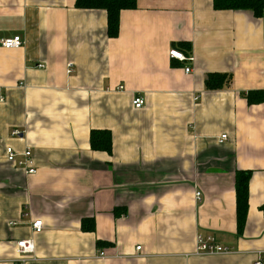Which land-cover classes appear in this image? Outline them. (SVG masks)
I'll use <instances>...</instances> for the list:
<instances>
[{
	"label": "crops",
	"instance_id": "0c3cea01",
	"mask_svg": "<svg viewBox=\"0 0 264 264\" xmlns=\"http://www.w3.org/2000/svg\"><path fill=\"white\" fill-rule=\"evenodd\" d=\"M75 4L0 0V264L23 257V240L26 264H264V13L138 0L111 39L104 11ZM15 37L23 47L2 48ZM179 43L193 63L170 59ZM213 74L228 84L208 90ZM93 131L110 132L111 154L91 148ZM8 147L30 148L36 174ZM199 235L230 253L199 255Z\"/></svg>",
	"mask_w": 264,
	"mask_h": 264
},
{
	"label": "trees",
	"instance_id": "16d2710c",
	"mask_svg": "<svg viewBox=\"0 0 264 264\" xmlns=\"http://www.w3.org/2000/svg\"><path fill=\"white\" fill-rule=\"evenodd\" d=\"M214 8L220 11H248L256 17H261L264 13V0H213ZM138 0H76V9L90 11H104L107 14V35L115 39L120 33V15L124 11L137 9ZM184 47H187L184 49ZM186 55L190 48L185 43L174 46ZM229 82L226 75H209L206 80L208 90H220ZM260 95L250 93L247 99L250 103L259 99ZM91 148L94 151L112 153V136L108 131H93L91 135ZM252 173L242 171L237 174L236 194H237V213L239 228L242 229L249 208V183ZM93 227L88 228L92 231ZM103 244L99 243V246Z\"/></svg>",
	"mask_w": 264,
	"mask_h": 264
},
{
	"label": "built area",
	"instance_id": "2783aa9c",
	"mask_svg": "<svg viewBox=\"0 0 264 264\" xmlns=\"http://www.w3.org/2000/svg\"><path fill=\"white\" fill-rule=\"evenodd\" d=\"M2 48L6 50H14V49H20L23 47L24 42L20 37L5 39L2 41ZM169 57L171 60L180 62V63H186L191 62L193 63L195 61L194 56L186 55L185 53L181 52L178 49L172 48L169 51ZM42 67V66H40ZM74 72V65L69 64L68 65V74H73ZM186 74L191 73V69L186 68L185 69ZM134 108L136 110H140L145 105V100L142 97H136L134 100ZM22 133L20 131H14L12 133V137H20ZM228 137L223 136L221 139V142L227 141ZM220 142V143H221ZM6 156L9 163L14 164L20 169H23L27 175H34L36 174L37 170L34 165L33 160V154L30 148L26 149L25 152L22 154H18L13 148L8 147L6 149ZM196 200L198 202L202 201V193L196 192ZM32 229L34 233L39 234L43 230V222L41 220L35 221L32 224ZM17 252L19 255L23 256L22 258H19L16 261H13L9 264H26L27 259L25 256H30L35 253V243L34 240H23L19 241L17 243ZM140 251V247L137 249ZM197 253L199 255H226L230 253V250L226 247L221 246L215 237L213 236H202L199 235L197 237ZM104 254H101V257L104 258ZM255 264H262L261 260L256 261Z\"/></svg>",
	"mask_w": 264,
	"mask_h": 264
}]
</instances>
